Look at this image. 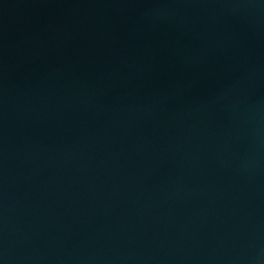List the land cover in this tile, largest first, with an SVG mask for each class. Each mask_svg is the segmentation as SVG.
Here are the masks:
<instances>
[{"label":"water","instance_id":"95a60500","mask_svg":"<svg viewBox=\"0 0 264 264\" xmlns=\"http://www.w3.org/2000/svg\"><path fill=\"white\" fill-rule=\"evenodd\" d=\"M0 264H264V0H0Z\"/></svg>","mask_w":264,"mask_h":264}]
</instances>
